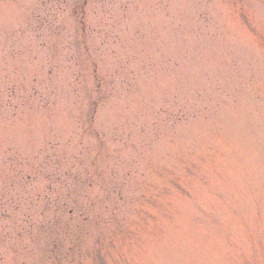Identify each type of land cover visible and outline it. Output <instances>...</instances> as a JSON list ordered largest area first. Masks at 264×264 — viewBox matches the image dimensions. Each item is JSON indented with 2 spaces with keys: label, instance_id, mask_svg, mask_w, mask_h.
Here are the masks:
<instances>
[{
  "label": "rangeland",
  "instance_id": "rangeland-1",
  "mask_svg": "<svg viewBox=\"0 0 264 264\" xmlns=\"http://www.w3.org/2000/svg\"><path fill=\"white\" fill-rule=\"evenodd\" d=\"M98 247L264 264V0H0V264Z\"/></svg>",
  "mask_w": 264,
  "mask_h": 264
},
{
  "label": "trees",
  "instance_id": "trees-1",
  "mask_svg": "<svg viewBox=\"0 0 264 264\" xmlns=\"http://www.w3.org/2000/svg\"><path fill=\"white\" fill-rule=\"evenodd\" d=\"M102 248L103 247H99L97 250H95V252L93 253V255L97 259L101 258V261L100 260H97V262L99 261L100 264H106L105 261H104V259H103V257H102L103 255L101 253ZM95 253H96V255H95ZM56 258H58V257H56Z\"/></svg>",
  "mask_w": 264,
  "mask_h": 264
}]
</instances>
